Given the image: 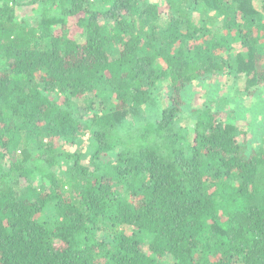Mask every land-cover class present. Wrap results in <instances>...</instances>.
Instances as JSON below:
<instances>
[{"label":"trees","instance_id":"16d2710c","mask_svg":"<svg viewBox=\"0 0 264 264\" xmlns=\"http://www.w3.org/2000/svg\"><path fill=\"white\" fill-rule=\"evenodd\" d=\"M261 2L0 0V264H264V144L189 107L264 93Z\"/></svg>","mask_w":264,"mask_h":264},{"label":"rangeland","instance_id":"374dc122","mask_svg":"<svg viewBox=\"0 0 264 264\" xmlns=\"http://www.w3.org/2000/svg\"><path fill=\"white\" fill-rule=\"evenodd\" d=\"M150 1L160 5L164 2V0ZM259 2L262 3L261 0H255L257 8H260ZM23 4L25 5V1H21L20 6L16 8L18 20L21 21L27 16L30 17L33 12V6L23 7ZM237 48L239 49L236 52L241 51L239 45H237ZM236 77L234 75L215 76L205 83H195L191 88L189 107L199 109L208 105L216 109H224L223 111L230 110L234 122L247 131L250 146L255 148L260 144H264V135L261 129L262 124H264V93L260 97H247L245 94H238L237 91L242 90L245 79L243 78L242 82L241 79ZM164 87L166 88L167 85H158V91H162ZM225 104L227 105L226 108L224 107ZM140 116L141 120L153 121L160 116V113L153 107L148 106L141 112ZM182 119L183 124L193 131L195 121L190 112L185 113ZM88 138L86 136L84 140H88Z\"/></svg>","mask_w":264,"mask_h":264}]
</instances>
